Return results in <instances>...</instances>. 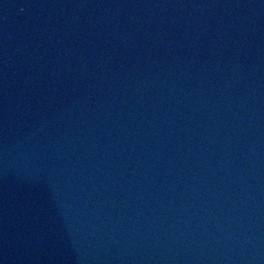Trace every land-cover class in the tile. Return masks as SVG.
<instances>
[{
	"label": "water",
	"instance_id": "95a60500",
	"mask_svg": "<svg viewBox=\"0 0 264 264\" xmlns=\"http://www.w3.org/2000/svg\"><path fill=\"white\" fill-rule=\"evenodd\" d=\"M0 264H264V0H0Z\"/></svg>",
	"mask_w": 264,
	"mask_h": 264
}]
</instances>
